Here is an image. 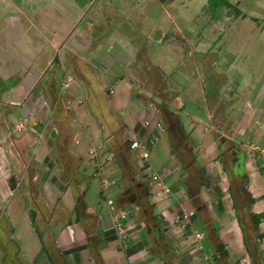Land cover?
<instances>
[{
    "label": "crops",
    "instance_id": "obj_1",
    "mask_svg": "<svg viewBox=\"0 0 264 264\" xmlns=\"http://www.w3.org/2000/svg\"><path fill=\"white\" fill-rule=\"evenodd\" d=\"M103 19V26L111 25V28L104 30L102 36L86 31L80 42L76 40L80 50H71L72 55L64 57L59 55L60 66L54 65L56 52L52 59H46L47 63L39 67L38 74H32L35 81L19 91L21 100L1 101L5 105L3 119L7 132L0 142V181L6 186V194L22 189L28 201L22 217L28 220L34 230L33 240H36L34 248L30 249L25 242L19 241L21 235L6 219V239L13 238L15 245L3 248L5 254L13 252L15 247L17 255L14 258L18 264H235L248 251L233 205L228 174L220 166V152L227 149L230 167L247 174L245 187L252 197L246 217L249 224L253 226L252 212L263 215L258 230L263 234L260 247L264 263V150L257 143L262 134V116L256 117L249 125L257 112L256 107L250 112L247 110L246 115H239L245 121L237 118L239 123L231 134L212 136L214 131L211 132V137H214L211 145L218 147L214 155L217 158L211 161V165L207 162L197 164L203 175L198 191L205 204L203 215L197 213L188 196L186 176L180 173L181 165L172 150L170 135L167 150L169 148L171 155L165 167L156 169L150 163L161 173L162 179L175 171L179 173V186L173 188L179 194L177 204L164 205L160 185L154 182L156 190L153 189V181L137 166L135 154L129 148L130 158L141 176L139 180L148 183L145 194L153 200V214L158 225H145V221L139 219L135 199L120 197L127 188H124L121 164L114 156L121 139L135 133L141 140L151 136L156 140L163 134L156 125L159 116L178 123L176 125L181 128L179 137L183 142L186 137L190 139V135L179 123L178 114L167 105L168 102L177 104L178 98H172L167 92L169 83L163 69L166 61L159 59L157 55L161 53H154L152 48L153 42L161 43L153 29H159L161 36H167L168 31L164 34L163 26H152L147 18L141 19L139 25L127 26L125 23L120 30V23L113 24V20ZM74 30L69 28L66 37ZM171 33L190 42L176 24ZM98 38V44H94L93 40ZM175 46L179 48V45ZM190 48L195 58V49L192 45ZM179 64L182 63L178 61L175 67L179 68ZM53 65L54 69H51ZM48 70H51L49 77L40 82ZM65 75H70L71 79L62 83ZM158 89L166 91L167 97L156 93ZM212 90L215 92L216 87ZM159 107L164 110L159 112ZM145 119L150 125L143 124ZM86 141V152H82ZM88 142L97 143L90 148L93 153L88 149ZM129 154L124 153L127 162ZM88 159L93 160L96 166L99 191L106 198L108 212H94L85 202V193L91 183L86 172ZM118 173L120 179L117 180ZM11 176L14 188L9 185ZM32 185L37 186L36 194L28 189ZM74 202L77 213L72 221L70 209ZM159 202L161 208L157 209ZM31 209L33 219L29 212ZM120 210H126L127 216L122 230L118 231L114 227V219ZM183 210L191 212L189 220L183 218ZM0 211V216H3L5 209L0 208ZM202 217L216 228L218 240L212 239L211 227L203 222ZM60 220L65 224L54 232L52 225ZM195 231L205 232L201 245L194 242ZM161 233L172 241L173 259L150 251L154 237ZM219 242L222 243L221 248ZM249 262L251 264L250 258Z\"/></svg>",
    "mask_w": 264,
    "mask_h": 264
},
{
    "label": "rangeland",
    "instance_id": "obj_2",
    "mask_svg": "<svg viewBox=\"0 0 264 264\" xmlns=\"http://www.w3.org/2000/svg\"><path fill=\"white\" fill-rule=\"evenodd\" d=\"M229 1L237 5L241 14L235 16L232 9L218 7L214 15H211V9L206 7L208 0H0V142L7 132L3 119L5 105L1 101L21 100L19 91L29 87L35 81L36 78L35 76L33 78L32 74H38L39 67L47 63V58L52 59L53 53L56 52L54 65L60 66L59 55L64 57L66 54L72 55L71 50H80L76 40L80 42L82 35L88 32L91 35L101 34L102 36L104 30L111 28V25L103 26L102 20H105L103 18L113 20V24L120 23L119 30L125 23L128 24L127 26L139 25L141 19L147 18L152 26L155 24L159 28L163 26L166 30L164 34L167 31L169 33L167 36H161L159 29L156 31L153 29V33L159 36L161 43L153 42L152 48L154 53H161L157 55L159 59L167 62H165L166 67L163 68L169 83L167 92L172 98H178L177 104L168 102L167 105L178 114L182 121L179 123H182L183 128L190 135V139L186 137L185 142L181 140L184 144L182 154L175 150L176 147L173 144H176L178 138L171 133L172 150L181 165V175L185 173L184 176H188L190 173L185 170L188 161L191 162L190 167L194 169L197 164L207 162L211 165V161L217 158L214 155L218 151V147L216 149L211 145V138H214L211 137V132L214 131L212 136H216L217 133L231 134L239 123L236 122V119L240 118L239 115L243 113L246 115L247 110L250 112L254 110V107L257 108V112L249 125L256 117L262 116L263 127H260L262 134L257 143L264 150V0ZM156 19L159 20L155 21ZM175 24L190 42L183 41L179 35L177 36L176 31L171 33ZM69 28H75V30L66 37ZM99 40L100 38L97 41L93 40L94 44H98ZM186 43L189 45H185ZM175 45H179V48L177 49ZM190 45L195 49V58ZM105 53L108 54L109 51ZM178 61L182 64L176 68ZM54 65L51 69H54ZM50 71L43 74L42 80H37L46 81ZM58 81L61 82L59 79ZM66 81H68V75H65L62 83ZM15 86H18L17 89L14 88ZM212 87H216L215 92ZM167 92L158 89L156 93L167 97ZM153 97L161 101L157 95ZM162 110L164 108H158L159 112ZM241 119L245 118L241 116L237 120L241 121ZM159 121V128L162 129L163 134L149 147V160L156 169L165 167V162L171 155L169 148L167 150L170 145L169 134L165 131L167 123L171 121L169 118L160 116ZM176 126L180 132L181 128ZM12 133L18 132L12 131ZM98 139L103 141L100 137ZM97 143H91L88 149L93 145L96 146ZM189 143L190 148H188ZM86 144L87 141L82 147V152H86ZM125 152L129 154L127 137L121 139V144L114 153L123 168L121 172L124 188H131L132 192L136 193L134 187L139 184L142 195L139 199H135V204L139 207V219L145 221V225L149 227L153 224L158 225L159 222L153 216L155 213L153 200L144 191L148 183L139 180L141 176L137 167L133 164L130 154L127 162ZM226 152L227 149L220 152L222 158L220 166L226 170L232 184L236 186L240 177L231 169ZM87 165L86 172L91 183L89 190L85 193V202L94 212H108L109 205L99 191L100 181L93 160L88 159ZM176 173L175 171L164 175L162 179L173 190V193H168L160 189L166 207L177 204L179 194L173 189L179 186V173ZM116 179H120V173ZM154 187L153 181V189ZM193 187L197 189V186H190L187 190L189 194ZM28 189L32 190L33 194L37 193L35 185L28 186ZM5 191V184L0 181V208L5 209L3 216H0V264H18L14 258L17 255L14 251L15 247L9 254H5V249L3 250L6 247L8 249L10 245H15L13 238L6 239L4 231L6 219L14 226L15 232L21 235L19 241L25 242L30 249L34 248L36 240H33L34 230L28 220H23L22 217L23 210L28 206L22 189H16L12 194H6ZM123 193L124 191L121 192L120 197L128 198L127 192L125 195ZM231 194V196L234 194L237 196L238 200L235 204L239 208L234 206L235 212L236 215L241 216L244 224L248 223L245 225V234L246 237L249 235L248 240L252 243L255 239L252 236L256 234V230L246 218L248 212L243 207L245 203L241 202L242 199L239 198L237 191ZM72 204L70 213L74 221L77 210L75 202ZM160 204V202L157 203V209L161 208ZM64 224L63 220L58 221L52 225L53 231L57 232ZM163 234L164 237L161 235L154 237L150 251L173 259L172 241L165 233ZM248 257L250 258V255Z\"/></svg>",
    "mask_w": 264,
    "mask_h": 264
},
{
    "label": "built area",
    "instance_id": "obj_3",
    "mask_svg": "<svg viewBox=\"0 0 264 264\" xmlns=\"http://www.w3.org/2000/svg\"><path fill=\"white\" fill-rule=\"evenodd\" d=\"M71 79V76L68 75V81ZM143 124L145 126L150 125L149 120L145 119L143 121ZM156 125L160 127V121H156ZM155 142V137L151 136L148 139L141 140L136 137L135 133H132L128 136V147L132 151V153L135 154L136 157V163L137 166L143 170L144 173H147L152 181L156 182L160 185V189L163 192L172 193V189L168 187L163 181H162V175L158 171L154 170L151 167V163L149 161V144L152 145ZM90 151L93 153V149H90ZM191 212L183 210V218H186L189 220V215ZM127 216L126 210H120L115 215L114 219V227L116 230H122L125 220ZM194 242L196 245H201L203 238L205 237L204 231H195L194 233ZM249 257L247 255L241 256L235 264H249Z\"/></svg>",
    "mask_w": 264,
    "mask_h": 264
},
{
    "label": "trees",
    "instance_id": "obj_4",
    "mask_svg": "<svg viewBox=\"0 0 264 264\" xmlns=\"http://www.w3.org/2000/svg\"><path fill=\"white\" fill-rule=\"evenodd\" d=\"M206 7L209 10L211 9V15H214V12L218 7H226V8L232 9L234 11L235 16H238L239 14H241V10L237 7V5L234 4L233 2L229 1V0H208ZM244 175L246 177V174H244ZM9 185L11 188L15 187L14 186V180H13L12 176L9 177ZM189 196L191 198V201H192L194 207L196 208L197 213L199 215H203L205 213V211H204L205 204L202 201V199L198 196V193L194 192V193L189 194ZM233 205L234 206L236 205L235 200H234ZM32 210L33 209H31L29 212H30L31 218L33 219L34 212ZM153 216L155 217V215H153ZM262 216H263L262 213H258V212H253V214H252L253 227L256 230V234L254 235L255 239L253 240L252 243H250L246 237L245 228L241 222V216L237 215V219H238L239 224L241 225V228L243 231L244 244H245L246 250L248 251V253L250 255L251 264H264L262 261V250L260 247V240L263 238V234H262V232L258 231L259 223L261 221ZM202 220H203V222L208 223L207 226L211 227V233L213 234L212 239L218 240V234H217L216 228L214 226H212V224H209L208 219H203V217H202ZM161 236L164 237V234L161 233ZM218 245H219V248L222 247V243L219 242Z\"/></svg>",
    "mask_w": 264,
    "mask_h": 264
},
{
    "label": "flooded vegetation",
    "instance_id": "obj_5",
    "mask_svg": "<svg viewBox=\"0 0 264 264\" xmlns=\"http://www.w3.org/2000/svg\"><path fill=\"white\" fill-rule=\"evenodd\" d=\"M168 134L171 136V133L172 134H175V137L176 138H178L177 140V142H176V144H175V147H176V149L179 151V152H181L182 154L184 153V150H183V142L181 141V139H180V132H179V130L177 129V126L176 125H174L173 123H171V122H169L168 124ZM180 139V140H179ZM182 147V148H181ZM129 148V147H128ZM181 149V150H180ZM130 150V149H129ZM190 165H191V162L190 161H188L187 163H186V166H185V169H186V171H189L190 173L188 174V176H186V183H187V187H188V189L190 188V186H197V189H195V187H193V189H192V191L190 192V193H194V192H197L198 193V191H199V183H200V181L202 180V178H203V175H202V172H201V169L200 168H198V166L196 165V169H194V168H191L190 167ZM231 165V164H230ZM232 170H233V172H234V174H238L239 175V177H240V181H237V183H236V186H234L233 184H232V181L229 179V185H230V189H231V193H235V191H237L238 192V194H239V198H241L242 199V201L241 202H243V203H245V205L243 206L244 207V209H246L247 210V212L248 211H250V207H249V204H250V202H251V200H252V197H251V195H250V193L247 191V189H246V187H245V185H246V181H247V174H246V172H239L236 168H234V167H232L231 168ZM240 173V174H239ZM244 174H246V177H245V175ZM193 176H196V177H194L193 178ZM228 178H229V176H228ZM195 189V190H194ZM134 190L136 191V193L135 192H132V189L131 188H125L124 189V193H123V195H125L126 194V192H127V194H128V198H134V199H139V197H141V195H142V193H141V189H140V186H139V184H137V185H135V187H134ZM142 191H143V189H142ZM144 191L146 192L147 191V189H144ZM234 191V192H233ZM138 192V193H137ZM122 195V194H121ZM232 195V194H231ZM244 195V196H243ZM246 199H247V201H246ZM232 200H233V203H234V200H235V203H236V201L238 200L237 199V196H236V194H234V196H232ZM235 207H237V209L239 208L238 206H236L235 205ZM196 209V208H195ZM252 214H253V212H252ZM242 222V221H241ZM252 222H253V220H252ZM242 225L244 226V223L242 222ZM245 228V227H244ZM158 236H160V234L158 235ZM157 236V237H158Z\"/></svg>",
    "mask_w": 264,
    "mask_h": 264
}]
</instances>
